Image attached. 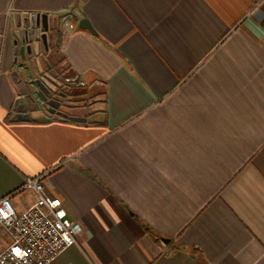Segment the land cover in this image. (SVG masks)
I'll list each match as a JSON object with an SVG mask.
<instances>
[{"label": "crops", "instance_id": "crops-1", "mask_svg": "<svg viewBox=\"0 0 264 264\" xmlns=\"http://www.w3.org/2000/svg\"><path fill=\"white\" fill-rule=\"evenodd\" d=\"M7 12L0 196L20 190L23 212L27 178L46 176L81 225L51 264H264V0H0ZM32 14L60 37L30 43ZM60 60L90 106L48 109L37 82Z\"/></svg>", "mask_w": 264, "mask_h": 264}, {"label": "built area", "instance_id": "built-area-1", "mask_svg": "<svg viewBox=\"0 0 264 264\" xmlns=\"http://www.w3.org/2000/svg\"><path fill=\"white\" fill-rule=\"evenodd\" d=\"M8 17L9 12L0 18V59L9 33ZM64 26L73 28L74 24L64 22ZM46 84L52 91L59 90L52 77ZM81 85L77 81L72 84ZM46 184L45 175L27 178L21 190H31L37 198L23 212H18L13 202L20 190L0 196V264H51L67 248L78 244L81 225L68 216L61 198L45 194Z\"/></svg>", "mask_w": 264, "mask_h": 264}, {"label": "water", "instance_id": "water-1", "mask_svg": "<svg viewBox=\"0 0 264 264\" xmlns=\"http://www.w3.org/2000/svg\"><path fill=\"white\" fill-rule=\"evenodd\" d=\"M31 22L33 25V28L31 30H29L28 33V40L30 43L32 42H40L42 44H46L48 45V42L50 43L52 41V39L54 38V32H58L60 31V27L59 25H54V26H49V18L47 14H32L31 16ZM35 26L37 27H41L42 29V33L38 34ZM78 28L79 29H83V30H88L92 33H97L96 30L93 28V26L91 25V22L87 19V18H82L79 21L78 24ZM54 31V32H53ZM32 51V45L31 44H27V45H23L21 47V55L25 56L26 53ZM17 74V73H15ZM37 84L40 87V94L43 96V99L49 104V108L51 109V112H56V110L59 108V105L53 106L51 100H49V96L52 95V91L50 89H48L43 83L41 82H37ZM72 98L68 97V100L71 101ZM16 119H20L22 118L20 115H18L17 117H15ZM162 241L165 244H168L170 242L169 239L167 238H162Z\"/></svg>", "mask_w": 264, "mask_h": 264}, {"label": "rangeland", "instance_id": "rangeland-1", "mask_svg": "<svg viewBox=\"0 0 264 264\" xmlns=\"http://www.w3.org/2000/svg\"><path fill=\"white\" fill-rule=\"evenodd\" d=\"M34 50H36V47ZM36 57L38 58L37 55H36ZM28 65H30V64L28 63ZM59 66L61 68V69H59V72L53 73V72L43 71L41 74H39V78L41 76H44V75L46 76L45 72H47L48 75H50L52 78H54L57 81V84L60 88H63V87L65 88V89H63V91H65L66 94H68L70 96H74V98L76 97L77 99H79L81 104L84 105L85 107L90 106V104L93 103V101L96 99V96H94V95L90 96V94L88 93V91H89L88 86L81 85V86H78L77 88H74V89H70L68 87H65V85L62 86L61 83H59L60 81L65 82V84L71 83L72 74H71V71L68 70L67 67H65L66 64L64 63V60H60ZM31 70H32L33 74H36L39 71V67L35 63V61H32V63H31ZM56 73H59V74H56ZM57 79L59 80V82ZM35 103L42 104V101L40 100L38 95H37V98L35 100Z\"/></svg>", "mask_w": 264, "mask_h": 264}, {"label": "flooded vegetation", "instance_id": "flooded-vegetation-1", "mask_svg": "<svg viewBox=\"0 0 264 264\" xmlns=\"http://www.w3.org/2000/svg\"><path fill=\"white\" fill-rule=\"evenodd\" d=\"M68 97L73 98L72 102L73 103L76 102L78 106L80 105V107L82 106V108H83V105L81 104L79 99H77L76 97L74 98V96H70V95L66 94L65 92H63L61 90L52 91V95L49 96L48 99L51 100L53 106L59 105V108L56 110V112L59 111V112L63 113L62 110H59L61 107L71 109L70 106H69L70 104H68V103H70V101L68 100ZM46 105H47V107L49 106V104L47 102H46ZM48 109H50V108L48 107ZM68 113H67V115H68Z\"/></svg>", "mask_w": 264, "mask_h": 264}, {"label": "trees", "instance_id": "trees-1", "mask_svg": "<svg viewBox=\"0 0 264 264\" xmlns=\"http://www.w3.org/2000/svg\"><path fill=\"white\" fill-rule=\"evenodd\" d=\"M54 32V31H53ZM60 37V31L58 32H54V38L52 39V41H55L56 38ZM49 66L51 65L50 62H48ZM51 67V66H50Z\"/></svg>", "mask_w": 264, "mask_h": 264}]
</instances>
